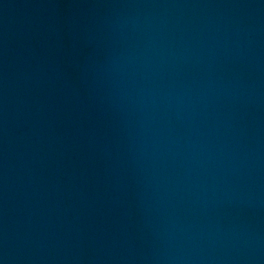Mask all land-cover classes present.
Here are the masks:
<instances>
[{"label": "water", "instance_id": "1", "mask_svg": "<svg viewBox=\"0 0 264 264\" xmlns=\"http://www.w3.org/2000/svg\"><path fill=\"white\" fill-rule=\"evenodd\" d=\"M0 264H264L246 0H0Z\"/></svg>", "mask_w": 264, "mask_h": 264}]
</instances>
